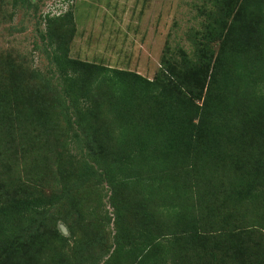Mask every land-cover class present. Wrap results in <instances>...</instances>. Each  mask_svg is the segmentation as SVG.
I'll list each match as a JSON object with an SVG mask.
<instances>
[{
	"label": "trees",
	"instance_id": "16d2710c",
	"mask_svg": "<svg viewBox=\"0 0 264 264\" xmlns=\"http://www.w3.org/2000/svg\"><path fill=\"white\" fill-rule=\"evenodd\" d=\"M193 7L201 19L186 34L190 51L176 46L163 55L152 79L70 57L71 11L44 15L40 41L56 73L45 88L51 103L34 99L26 85L0 99L26 101L18 112L33 108L41 116L50 107L70 130L78 160L67 143L54 142L52 155L67 156L58 190L36 185L25 194L19 185L20 192L0 196V264H165L166 250L171 264H264V0ZM179 71L181 78L190 73L186 81ZM225 165L231 177L222 183ZM101 182L113 230L98 228L92 239L86 231L67 248L59 229L48 240L45 220L71 205L79 188ZM115 186L137 190L144 218L162 216L168 231L133 234L123 222L129 202ZM99 202L77 212L96 218ZM101 218L107 226L105 212ZM181 234L193 249L173 250Z\"/></svg>",
	"mask_w": 264,
	"mask_h": 264
},
{
	"label": "rangeland",
	"instance_id": "374dc122",
	"mask_svg": "<svg viewBox=\"0 0 264 264\" xmlns=\"http://www.w3.org/2000/svg\"><path fill=\"white\" fill-rule=\"evenodd\" d=\"M202 3L203 0H29L28 5L22 6L19 2L13 3V0H0V97L4 91H18L26 85V91L29 95L33 94L34 99L40 95L46 107L51 103L45 88H51L56 83V73H53L47 50L39 36L44 30L43 18L46 14L51 16L67 9L71 11L74 29L68 42L70 57L132 70L152 79L160 69L163 55H171L176 46L190 51L186 34L188 30L199 28L201 19L193 5ZM212 46L216 49L215 44ZM181 76L184 77L180 79L186 81L190 73L183 72ZM5 103L8 104L6 99H0V184H5L0 196L13 193V190L20 192L19 185L24 188L25 194L37 190L36 185L46 193L57 191L58 175L64 174L62 168H67L60 162L67 163V156L56 158L48 145L59 142L60 146L65 142L68 154L76 156L74 161L78 160L70 130L67 132L64 121L50 107L41 116L33 113V108H21L18 112L19 107L29 104L26 101L10 100L8 106H4ZM43 141H47L46 144ZM223 172L222 183L231 177L228 166L225 165ZM115 188L129 202L123 222L135 229L133 234L139 229L154 232V227L168 231L170 226L162 216L144 218L137 190ZM109 194V188L102 182L96 188H79L72 197V204L59 208L57 213L45 220L43 226H46L41 230L50 240V233L54 234L59 229L66 237V248L73 242V237L79 241L86 231L89 239L97 236L98 228L104 227L110 233L113 230V215L107 202ZM99 197L96 218L77 212L81 205L84 208L94 206ZM56 209L57 206L52 210ZM104 212L109 219L107 226H103L101 218ZM177 239L171 246L173 250L177 247L193 249L187 235L181 234ZM53 243L58 244L56 241ZM21 245L25 246L26 242H19V249H22L20 255H25ZM88 247L93 250L90 243ZM169 254L166 250L163 255L165 264H171L166 256ZM14 261H18L17 258ZM63 262L70 264L67 260ZM33 264H37L36 261Z\"/></svg>",
	"mask_w": 264,
	"mask_h": 264
}]
</instances>
